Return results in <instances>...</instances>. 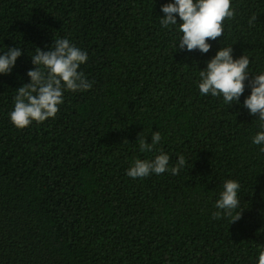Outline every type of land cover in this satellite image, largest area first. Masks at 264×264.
I'll use <instances>...</instances> for the list:
<instances>
[{
    "label": "trees",
    "instance_id": "1",
    "mask_svg": "<svg viewBox=\"0 0 264 264\" xmlns=\"http://www.w3.org/2000/svg\"><path fill=\"white\" fill-rule=\"evenodd\" d=\"M165 2L0 0V51L23 49L0 75V264H257L264 152L251 139L261 122L242 106L249 88L229 106L197 84L221 46L264 71V0H231L208 53L177 51L178 25L159 24ZM62 37L87 52L80 70L92 86L65 91L54 118L19 129L8 114L34 67L28 53ZM152 131L160 143L140 152L139 134L151 143ZM161 151L185 167L126 175ZM228 179L241 185L232 223L213 218Z\"/></svg>",
    "mask_w": 264,
    "mask_h": 264
},
{
    "label": "clouds",
    "instance_id": "2",
    "mask_svg": "<svg viewBox=\"0 0 264 264\" xmlns=\"http://www.w3.org/2000/svg\"><path fill=\"white\" fill-rule=\"evenodd\" d=\"M160 11L164 14L159 16L161 27L178 25L180 36L175 45L177 51L198 50L201 53L211 50L209 40L220 37L224 19L234 15L231 0H167L161 4ZM22 54L20 46L6 47V50L0 51V75L11 73ZM28 54L34 67L26 73L29 82L15 89L14 106L8 114L12 124L19 129L33 122L54 118L63 103L65 91H84L92 86L80 70L88 60L87 52L68 38H53L47 50L36 47ZM249 64L247 55L234 57L232 46H221L207 60L206 67H198L197 87L201 95L222 97L229 106L240 104L241 95L246 87L249 88L250 94L244 98L242 106L261 122V130L252 137L251 142L264 152V71L253 74ZM141 134L137 140L140 152H153L161 141L160 132H151V143ZM169 161V155L162 151L151 159L137 158L126 170V175L133 179L165 172L176 175L187 163L183 155L173 166L169 165ZM240 187L238 180L224 181L214 204V219L229 218L232 223L241 217L242 211L236 212L240 205ZM257 264H264V248L259 250Z\"/></svg>",
    "mask_w": 264,
    "mask_h": 264
}]
</instances>
